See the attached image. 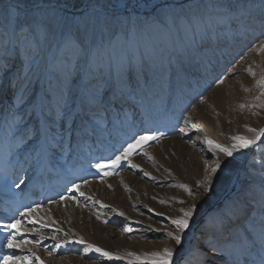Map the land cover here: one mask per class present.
Here are the masks:
<instances>
[{"label": "rangeland", "instance_id": "rangeland-1", "mask_svg": "<svg viewBox=\"0 0 264 264\" xmlns=\"http://www.w3.org/2000/svg\"><path fill=\"white\" fill-rule=\"evenodd\" d=\"M32 2L0 0V32L11 33L17 29L20 16L25 11L31 15L33 11L17 5ZM124 2L51 0L70 19L40 45V54L31 71L23 63L22 55L0 60V84L8 81L16 84V88L0 91V174L9 177L6 182H0V225L18 219L22 222L23 235L17 240L39 241L25 244L22 249H9L6 238L10 232L0 227V264L5 255L30 256L29 249L45 264H129V261L143 264L144 253L162 251L165 247L174 248L172 264H201V253L207 243L202 235L206 221L218 222V214L232 201L251 199L241 193L237 176L256 187L259 201L261 165L254 161L264 160V138L249 149L244 161L232 159L216 191L196 201L201 205V217L187 242L175 246L166 236L168 231H175L169 217L177 218L181 215L179 210L187 206L180 201L191 202L179 185L195 188L204 169L212 166L218 156L224 159L222 154L208 150L204 136L228 145L234 135H252L245 125L264 128V108L240 107L241 104L264 105V96L255 99L264 92V86L258 83L264 76V52L258 51L264 44V27L257 24L235 32L226 27L201 25L198 31L186 33L178 21L175 25L164 22L161 10L167 6L189 16H205L209 14L207 9L188 5L219 3L233 9L242 8L259 17L264 14V0H146L147 6H136V0H127L126 10L105 8L109 15L127 17L128 23L108 32L97 30L96 43L107 51L113 47L118 49L126 44L134 29L142 61H134L125 70L123 77L130 81L131 88L121 96L114 63L105 57L93 62L91 51L87 61L77 58L65 46V40L77 30L72 17L90 15L97 4ZM25 73L28 79H24ZM60 74L69 80L86 75L95 77L94 82L103 85L102 97L112 123L99 132L94 142L87 138L79 146L74 142L72 159L67 165L38 169L30 158L34 145L26 146L19 136L12 135L13 115L17 119L23 116L22 127H32L35 116L25 115L31 111L28 101L39 96ZM114 95L119 97L115 108L107 103ZM120 108L126 118L121 115L116 119ZM139 134L156 135L158 140L138 148L118 168L108 169V175L95 168L98 161L104 162L119 154ZM21 178L24 183L14 187L12 181ZM74 184L80 185L79 191H75ZM65 196L75 200H67L66 206L52 210L51 207L66 201L62 199ZM259 207L257 203L255 210H236L230 225L232 231L219 236L221 251L211 253V264H233L230 235L236 231L242 233L249 226L250 215L259 228ZM29 208L36 211L25 215ZM46 224L49 226L45 227ZM57 229L63 231L57 232ZM53 235L57 241L83 237L87 243L123 259L109 260L96 252L85 254L84 244L69 243L58 248L56 241L41 239ZM49 252L54 255L49 256ZM130 252L141 259L137 261L135 256H129ZM32 264L39 262L33 258Z\"/></svg>", "mask_w": 264, "mask_h": 264}, {"label": "snow or ice", "instance_id": "snow-or-ice-1", "mask_svg": "<svg viewBox=\"0 0 264 264\" xmlns=\"http://www.w3.org/2000/svg\"><path fill=\"white\" fill-rule=\"evenodd\" d=\"M111 6L112 8L122 7L128 9L129 3L125 0L124 3H117L115 5H100L94 6V10L86 17H72L71 22L77 26L75 34L69 35L65 40V46L70 48L71 54L77 58L83 57L88 60L89 52L92 53L93 62L98 57H105L111 63H114L117 75L119 78L121 96L124 92L131 88L129 80L123 77L126 69H128L134 61H140L139 46L135 38V30L130 34L129 40L120 48H115L107 51L96 43L97 30L101 32H108L118 26H123L128 23V18L113 13L109 15L105 8ZM136 6H147L146 0H136ZM200 7L207 9L209 14L205 16H189L187 13L178 12L170 7H165L161 10V17L164 22L169 25H175L178 21L185 32L198 31L201 25L204 28L212 27H226L229 30L239 32L242 29L254 27L259 24L264 27V14L259 17L246 12L244 9H233L227 4L209 3L207 5H196L190 3L189 8ZM25 10L33 9L31 15L27 11L20 16L18 21V28L11 33L0 32V60L10 59L13 56H23V63L28 66L31 71L32 64L36 62L40 54V45L48 39L49 36L55 35L68 22L69 16L63 11L59 5L53 6L51 0H33V2L25 5H17ZM154 8L159 7L153 5ZM215 13V14H211ZM259 52H264V44H261ZM251 71V69H249ZM255 75V73H253ZM24 79H28V74H24ZM95 77L85 76L83 78L76 77L69 80V78L60 74L55 78V82H49L48 87L40 93L39 96L34 97L28 103L30 104V113L25 115L35 116V122L32 127H22L23 116L17 119L15 114L12 121V135L19 136L20 140L25 143L34 145L30 158L34 159L39 168L56 167L67 165L72 159L73 144L79 146L81 140L92 139L93 142L100 131L106 129L111 123L112 119L109 117V108L102 97L101 89L103 85L94 82ZM223 83V81H220ZM259 85L264 86V76L259 80ZM16 88L14 81H8L6 84H0V91L4 88ZM19 91V89H17ZM264 96V92L260 96L255 97L259 100ZM23 100V95L20 96ZM119 97L113 96L112 100L108 101L113 108L118 106ZM240 107H261L264 105H245ZM121 115L126 118V113L120 108L116 113V119H120ZM248 131L252 133L251 136L234 135L230 139L231 144L225 145L204 136V143L208 145V150L214 154H222L224 159L219 156L215 163L204 169V175L196 181V187L193 188L187 184H181L179 187L183 188L188 197L191 198L189 203L186 200H181V204H186L179 211L181 215L177 218H171V224L175 226V231H168L166 236L174 242L175 246H182L187 242L192 230L196 229L200 221L201 212L196 201L204 198L206 199L218 188L219 180L227 170L228 164L232 159L237 158L236 154L242 150L254 148L257 146L261 138H264V128H253L245 125ZM199 139V137H198ZM158 140L156 135L139 134L133 139V142L128 143L126 148H122L119 154H114L107 158L104 162H97L95 168L108 175V169L118 168L122 162L127 161L131 154L138 148H142L150 141ZM102 160L104 158H101ZM261 165V185L259 190V201L256 200V187L250 182L241 181L237 176L236 183L240 184L241 193L247 194L251 199L232 201L226 205L225 210L218 214L217 220H213L210 224L206 221L207 227L202 232L207 241L205 250L201 253V264H211L210 255L212 252L220 253L219 236L226 231L231 232L230 225L236 216L237 209L252 208L255 210V205L259 204V213L261 217V225L259 228L255 226V218L250 215L249 226L241 233L239 231L233 232L230 235L229 243L233 246V253L230 258L233 264H264V160L254 161ZM138 167L137 165H133ZM9 177L5 174H0V182H6ZM246 181V177H245ZM24 183L21 178L13 180L14 187L19 188ZM75 191H79L80 185H73ZM83 195V193H81ZM240 193H238V196ZM63 200H75V197H62ZM58 203V201H53ZM79 204V201H76ZM66 206V205H65ZM36 209L29 208L25 215L34 213ZM123 215V213H120ZM38 223L40 221H30ZM107 223V221H105ZM22 222L18 219L10 223L2 224L0 227L8 230L10 235L6 238V247L9 249H22L25 244L39 243V241L17 240L18 236H22L21 231ZM48 227L49 225H44ZM30 231V229H24ZM63 231L57 229V232ZM159 231V229H157ZM67 236V233H65ZM52 239L56 241V247H61L69 243L86 245L82 251L87 254L90 252L100 253L101 256L109 260H120L123 257L107 251L97 245L87 243L83 237L76 240L57 241L56 236L41 237V239ZM30 256H13L5 255L3 257V264H32L34 258L39 264L45 262L36 253L31 252ZM173 247H165L162 251H153L144 253L143 264H172L174 256ZM54 253L49 252V256ZM129 256H135L139 261L141 258L136 253L130 252ZM129 264H135V261H129Z\"/></svg>", "mask_w": 264, "mask_h": 264}, {"label": "bare ground", "instance_id": "bare-ground-1", "mask_svg": "<svg viewBox=\"0 0 264 264\" xmlns=\"http://www.w3.org/2000/svg\"><path fill=\"white\" fill-rule=\"evenodd\" d=\"M6 1V0H5ZM249 149L246 150H242L240 153H237V161L238 162H242L245 160L246 158V154L248 153ZM69 201H64L62 202V204H60L59 206L56 207H51L52 210H59L61 207H63L66 203H68Z\"/></svg>", "mask_w": 264, "mask_h": 264}]
</instances>
